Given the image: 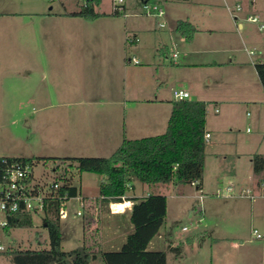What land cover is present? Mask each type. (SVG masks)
<instances>
[{"label":"crops","instance_id":"0c3cea01","mask_svg":"<svg viewBox=\"0 0 264 264\" xmlns=\"http://www.w3.org/2000/svg\"><path fill=\"white\" fill-rule=\"evenodd\" d=\"M143 1L159 3L164 15L167 11V20L145 14L153 16L155 22L144 26L139 13L129 16L125 12L123 18L100 10L99 17L89 20L72 15L79 10L76 8L64 6V10L54 12L51 6L44 11L32 1L23 0L24 10H16L9 8L14 1L6 0L4 8L0 7V130L8 129L9 114H17L23 117L32 139L60 149L53 155L51 151L33 156L106 157L103 154L113 153L126 139L164 133L172 113L174 90L184 89L190 94L189 100L208 102L207 143L214 147L208 152L206 146L204 172L208 155L213 156L210 161L215 169L225 164V172H234L236 155L216 147L226 131L229 113L233 115L239 101L258 111V116L247 122L257 126L259 138L263 130L264 87L256 63L264 61V46L260 45L261 50L245 49L247 58H242L236 42L244 23L249 22L245 20L248 14H257L264 21V3L243 0L242 19L236 22L226 7V1L233 4L236 0H168L167 5H162L163 0H138L136 7L141 9ZM125 5L126 10L131 9L127 1ZM179 20L197 28L192 42L177 31ZM160 22L171 23V29L166 31V25L161 27ZM251 50L256 52L253 56ZM247 132L252 133L249 127ZM260 147L255 141L250 149L243 150L251 164L253 154H264ZM251 171L240 196L251 200V213L261 217L264 229V176L255 175L253 164ZM34 177L42 181L35 173ZM131 186L135 190V185ZM193 186L198 189L196 184ZM235 186L227 188L230 197L235 196ZM146 195L128 192L120 202L124 206L120 211L113 209L117 203L103 201L100 194L82 196L87 212L84 223L96 228L92 235L96 237L102 226L103 235L96 242L115 246L120 231L130 233L133 201L128 198ZM255 230L262 234L254 228L256 237ZM232 245L236 249L244 246L239 242ZM255 259H260L258 254L245 249L232 254L227 264H254Z\"/></svg>","mask_w":264,"mask_h":264},{"label":"rangeland","instance_id":"374dc122","mask_svg":"<svg viewBox=\"0 0 264 264\" xmlns=\"http://www.w3.org/2000/svg\"><path fill=\"white\" fill-rule=\"evenodd\" d=\"M5 1L0 0V7L4 6ZM13 1L15 3L14 6L10 5L9 8L24 10L22 6L23 0ZM28 1L37 4L44 11H49L50 7L53 6L54 12L64 10V6H67L69 9H80L85 2V0ZM126 1L128 5H131V9L126 10L129 16H131L130 14L132 12L139 13L137 15H140L142 19L138 20L144 26L154 25V17L145 15L142 8L136 7L138 0ZM166 2L169 3L168 0H163L162 5H167ZM258 3H264V1L259 0ZM6 8L8 6H5ZM97 10L104 12L110 11L112 13V0H101ZM124 16L126 15H120L123 18ZM161 20H167L166 10ZM251 23H244L241 38L236 42V45L242 49L238 53L242 58H247L245 49H260V45L264 46V38L262 39L264 32H259L254 24ZM165 25L166 31L172 27L171 23H166ZM173 33L177 34L176 31ZM170 45L172 44L170 43ZM14 59L18 58L14 56ZM20 59L23 60V57ZM143 64H145V61H143ZM212 86L215 87L214 84ZM238 105L236 110L235 108L232 110L233 115H230L231 112L229 113V122L227 121L226 131L220 135V144L216 147L223 152L236 155L234 159V172H225V164H222L223 166L220 169H215L210 161L213 156L208 155L206 172H204V185L201 190L196 189L195 186L190 184L157 183L149 185L133 177L130 180L131 184L135 185V190L131 189L128 191L131 195H146L149 193L163 194L167 197V216L165 223L160 232L149 244V249L164 250L167 252V264H227L232 254L245 249L251 250L255 255L258 254V257H260L259 260L255 259L253 261L254 264H264V237L259 239L253 234L254 228H258L264 234V229L260 226L262 219L256 213L252 215L250 208L251 200L241 198L240 196L242 187L248 185L250 175L252 174L250 156L246 155L247 151L245 152L243 150L250 149L255 141L261 145V151L264 150V117L263 130H261L262 132L259 138L256 135L258 131L257 126L247 122V119L258 116V111L252 108L253 106L247 107V104L241 101H239ZM212 108L213 106L210 104L209 113H211ZM248 112L249 116H247ZM232 118L234 121H232ZM7 119L8 129L0 130V155L29 157L39 154L45 155L51 151L50 154L53 155L60 150L58 148H49L41 141L32 139L33 134H30V129L24 125L23 117L17 114H9ZM235 122L236 125H234ZM230 127L233 128V132L230 130ZM248 127L252 133L247 132ZM216 137L217 134L213 136V139ZM211 146V143L208 142V152L214 147ZM109 152L107 151L103 155L106 157L110 156L112 153ZM236 152L238 153L235 154ZM55 167H57L56 172L54 171ZM227 167L231 169L229 163ZM65 169L66 166L61 165L57 161L50 162L48 165L38 164L34 167L33 171L36 177L42 180V182L51 184L54 181L56 173L63 174L65 173ZM72 172L74 175L73 182L81 191L78 196H90L92 198L99 195V183L102 175L92 172L79 173L76 170ZM231 184L236 185L233 191L235 196L233 197H230L227 192V188ZM98 205L99 202H97ZM66 210L67 215L62 218V244L64 250H71L80 246L83 243L84 237L90 243H96L101 238L103 235L101 233L102 226L100 230L98 229L100 233L96 237L92 235V231L96 229L95 227L89 225H87L88 228L85 227L84 222L87 212H85L86 209L80 207L78 200H68L66 202ZM79 210H82L83 214L84 212L85 214L83 216L77 215ZM98 217L100 218V215ZM0 219H2L1 214ZM33 220V227L13 228L10 233L0 226V245L4 247L3 250H0V264H12L4 256V252L12 246L20 248L49 246V233L43 225V213L39 212L35 214ZM126 237L127 234L120 231L115 237V246L104 244L102 248L107 250L119 249ZM117 242L120 246H117ZM234 242L242 243L244 246L236 249L232 245ZM255 257L257 258V256Z\"/></svg>","mask_w":264,"mask_h":264},{"label":"trees","instance_id":"16d2710c","mask_svg":"<svg viewBox=\"0 0 264 264\" xmlns=\"http://www.w3.org/2000/svg\"><path fill=\"white\" fill-rule=\"evenodd\" d=\"M101 0H85L80 9L72 15L85 19L100 16L97 7ZM120 16L121 13L112 12ZM188 42H192L197 28L189 21L179 20L176 26ZM256 69L264 87V63L257 62ZM208 102L189 99L174 100L172 113L164 133L138 139H126L107 157H0V162L20 161L31 168L50 162L65 165V173H56L52 188L46 198L43 211V225L49 233V246L20 248L12 246L4 256L12 264H167V252L149 249V244L160 232L167 216V197L163 194L132 196L130 222L133 230L127 234L119 249H104L90 243L85 237L83 243L71 250L63 249L62 218L59 210L63 199L77 197L80 189L73 182L74 170L79 173L92 172L104 179L100 183V198L109 203H120L127 196L131 178L144 184L196 183L203 185L206 156V120ZM256 176H264V154L251 157ZM57 167L54 171L56 172ZM34 177V174H33ZM52 183V184H53ZM127 198V197H126ZM8 224L3 227L8 233L13 228L33 227L31 213L8 215ZM87 227V224H85Z\"/></svg>","mask_w":264,"mask_h":264},{"label":"built area","instance_id":"2783aa9c","mask_svg":"<svg viewBox=\"0 0 264 264\" xmlns=\"http://www.w3.org/2000/svg\"><path fill=\"white\" fill-rule=\"evenodd\" d=\"M252 1V0H249ZM126 0H112V12L125 14L126 12ZM226 7L234 21L241 20V12L244 10V1L236 0L233 4L226 1ZM143 13L147 15H153L155 17H163L164 10L157 2L143 1L142 3ZM245 20L257 25L259 31H264V21L261 20L257 14H248ZM161 27L165 26L164 22H160ZM132 41V38H129ZM254 50L250 51V55H254ZM174 57L177 56L175 53ZM135 60V63H138ZM256 63V61H253ZM264 63V61H263ZM174 97L176 100L188 99L190 94L188 91L182 89L174 90ZM210 137L206 134V139ZM33 168L28 163L20 161L7 162L3 160L0 162V214L3 216L0 219V226L5 227L8 224V215L11 214H23L31 213L33 216L39 212L44 211L46 205V198L50 195L52 188H58V183H45L37 181L33 177ZM264 185V178L262 179ZM195 185L196 183H192ZM70 199H76L79 201L80 207H86V201L84 197L77 196ZM68 199V200H70ZM67 199H63L59 214L61 218L67 215L66 202ZM77 215L83 216L82 210L77 212ZM257 237H261L262 234L255 230ZM4 247L0 245V250Z\"/></svg>","mask_w":264,"mask_h":264},{"label":"bare ground","instance_id":"6f19581e","mask_svg":"<svg viewBox=\"0 0 264 264\" xmlns=\"http://www.w3.org/2000/svg\"><path fill=\"white\" fill-rule=\"evenodd\" d=\"M123 205L122 204H120V203H117V204H114L113 205V209L115 210V211H120V210H122L123 209Z\"/></svg>","mask_w":264,"mask_h":264}]
</instances>
